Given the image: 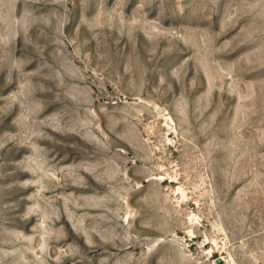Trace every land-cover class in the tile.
<instances>
[{
  "label": "rangeland",
  "instance_id": "rangeland-1",
  "mask_svg": "<svg viewBox=\"0 0 264 264\" xmlns=\"http://www.w3.org/2000/svg\"><path fill=\"white\" fill-rule=\"evenodd\" d=\"M0 264H264V0H0Z\"/></svg>",
  "mask_w": 264,
  "mask_h": 264
}]
</instances>
